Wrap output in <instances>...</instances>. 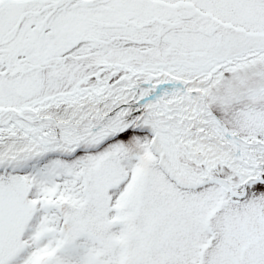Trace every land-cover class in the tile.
<instances>
[{"label":"snow or ice","instance_id":"snow-or-ice-1","mask_svg":"<svg viewBox=\"0 0 264 264\" xmlns=\"http://www.w3.org/2000/svg\"><path fill=\"white\" fill-rule=\"evenodd\" d=\"M0 264H264V0H0Z\"/></svg>","mask_w":264,"mask_h":264}]
</instances>
